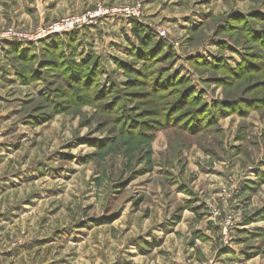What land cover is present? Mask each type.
I'll return each instance as SVG.
<instances>
[{
	"label": "rangeland",
	"instance_id": "1",
	"mask_svg": "<svg viewBox=\"0 0 264 264\" xmlns=\"http://www.w3.org/2000/svg\"><path fill=\"white\" fill-rule=\"evenodd\" d=\"M0 32L49 264H264V0H0Z\"/></svg>",
	"mask_w": 264,
	"mask_h": 264
},
{
	"label": "crops",
	"instance_id": "2",
	"mask_svg": "<svg viewBox=\"0 0 264 264\" xmlns=\"http://www.w3.org/2000/svg\"><path fill=\"white\" fill-rule=\"evenodd\" d=\"M6 144L7 136H0V253L3 262L49 264L52 252L46 250V244L42 245V238H33L35 227L30 216L34 212L29 209L34 201L30 200L27 190L32 180L22 167L14 165L16 154L9 155L11 148Z\"/></svg>",
	"mask_w": 264,
	"mask_h": 264
},
{
	"label": "built area",
	"instance_id": "3",
	"mask_svg": "<svg viewBox=\"0 0 264 264\" xmlns=\"http://www.w3.org/2000/svg\"><path fill=\"white\" fill-rule=\"evenodd\" d=\"M103 13L98 12L89 14L82 17H68L66 18L59 26L56 27V30H69L72 28L81 29L86 25L92 24L94 20L100 17ZM7 37H12V32H0V39ZM0 264H4L1 253H0Z\"/></svg>",
	"mask_w": 264,
	"mask_h": 264
},
{
	"label": "trees",
	"instance_id": "4",
	"mask_svg": "<svg viewBox=\"0 0 264 264\" xmlns=\"http://www.w3.org/2000/svg\"><path fill=\"white\" fill-rule=\"evenodd\" d=\"M134 32L140 36V31H138L137 28L134 29Z\"/></svg>",
	"mask_w": 264,
	"mask_h": 264
}]
</instances>
